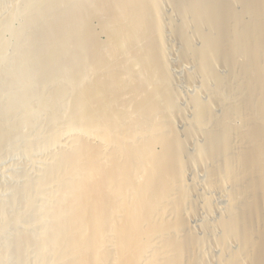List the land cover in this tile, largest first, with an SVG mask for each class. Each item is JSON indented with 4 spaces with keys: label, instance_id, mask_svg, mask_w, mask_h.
<instances>
[{
    "label": "bare ground",
    "instance_id": "1",
    "mask_svg": "<svg viewBox=\"0 0 264 264\" xmlns=\"http://www.w3.org/2000/svg\"><path fill=\"white\" fill-rule=\"evenodd\" d=\"M6 1L0 157L24 146L44 161L0 201V264H264V0H181L173 11L188 78L208 96L207 111L188 103L194 132L179 115L161 0ZM196 167L206 179L191 203L185 174ZM210 191L224 202L218 219ZM200 197L204 255L188 228Z\"/></svg>",
    "mask_w": 264,
    "mask_h": 264
},
{
    "label": "rangeland",
    "instance_id": "2",
    "mask_svg": "<svg viewBox=\"0 0 264 264\" xmlns=\"http://www.w3.org/2000/svg\"><path fill=\"white\" fill-rule=\"evenodd\" d=\"M7 1H6V3L9 5L11 3V0H7ZM178 3H181V0H179V1L178 0H161L162 11H163L164 17H165V26L167 27V28H165V31H166V33H165V35H166V48H167V54L165 53V59L168 63L169 69L171 71V77H172V80L174 82V84H172V85H173V88H175V90L177 92V98H178L177 100L179 103H181V105H179V106L182 109H180L181 113H179V115L181 114V116L183 118H185V120H183V121L186 123L189 131L194 132V130H196L195 123H194L195 122L194 114H193L194 112L192 111V108H190L191 105H189L188 103H190V104L198 103L200 107H202L205 111H207L208 110V105H207L208 103H207L206 97H208V96L202 90L203 88L200 85L199 79L196 78L192 81L189 80L188 77H190L192 74L195 73V71H194L195 64L188 56L184 55L185 49H184L182 39L179 38V37H181L179 35L180 33L177 31H174L175 32L174 33L173 30H171L170 25L173 24L172 23L173 18L174 19L179 18L178 20H175L176 30H179L178 28L180 27V24H179L180 16L177 13L173 12V11H177L179 13V10H183L182 7H180V9H179ZM175 14L177 17L175 16ZM19 19L20 18L15 20L16 23L13 22V27L21 25L20 24L21 19L20 20ZM210 20L215 21V20H217V17L212 16V17H210ZM17 21H19L20 23ZM170 21L172 24L170 23ZM215 25H216V28L219 30L218 37H217L219 45H217V50L219 52H221V54H222L223 51H225L226 48H228V45H226V47H224L225 45L223 43L225 41L222 40V36H221L222 32L220 31V27L218 24H215ZM92 26L95 29H100V27L98 26V24L96 22H93ZM10 34H11V32L6 31V33H4V36H5L4 39H7L8 41L10 40V42H13V39H14L13 34H12V36ZM99 40L102 43H105L106 42L105 35H103L102 33L99 34ZM196 40L197 39L195 37L194 42ZM196 42H198V40ZM197 45L198 44L194 45L195 46L194 47V57L198 63H202L203 62V55H201V52H200L201 47L197 46ZM11 49H13V46H11L8 49L7 55L11 51H13ZM4 55H5V53L3 52L2 48H1L0 49V56L3 57ZM217 63H218L217 68H219L218 71L223 74V72H225L224 71L225 65L223 63H221L220 61ZM222 67H224V68H222ZM239 70H241V69H239ZM222 74H220L219 76L222 79H224V81H225V76ZM192 82L194 84H196V82H197V85H194ZM194 89H195V91H194ZM184 104H187V105H184ZM217 105H218V103L214 102V108H215V112H216L215 116L219 118L220 114L218 112H221L222 108H221V106H219V105L217 106ZM176 122H177V133H179L177 137L180 140H184L185 135H184L183 130H186V129L183 128V124L181 123L182 120L180 118H178V119H176ZM216 123L221 124V120L216 119ZM200 137L201 136H198V138H200ZM188 142H190V143H188ZM188 142L186 143L187 149H186V146L183 149H185V151H186L185 154L187 155V159L192 161V160H194L193 155L196 153L193 150H196V149H194V147H193L194 145L191 141H188ZM199 142H201V141H199ZM201 144L202 143H199V145H198V147H200L199 149H202L204 146L203 144H202L203 146ZM23 149H24V146L16 148V149L12 148L13 151L7 152V154H4L3 156L0 157V201H7L13 195L14 185H22L25 183L27 175H25L24 173L27 170H30L29 171L30 175H32V174L34 175L36 173V170L39 167L40 163L44 161V153L42 150H37L32 156L29 157V156H27V155H29L28 152H25V149L24 150ZM14 150H16V151H14ZM33 166H35V167H33ZM32 167L34 168V172L32 170ZM192 169L193 168H190V169L188 168L185 175H186V188L188 191V200H189V202L194 203L193 200L195 197L193 198V192L195 190V187L197 186V184H199V185L203 184L204 183L203 181L206 179V176L203 175L204 171L202 168L196 167L195 170H192ZM31 171H32V173H31ZM210 193H211L214 205L212 207L213 214H212V212L209 213L208 215H211V216H208V217L213 218V216H214L216 219H218V216L220 215V211H221L220 209H222V207H224V202L221 200V197L219 196L217 191H210ZM213 193H215V194H213ZM212 194L215 196L217 195V196L214 197ZM5 199H7V200H5ZM202 203H203L202 197L198 198V201L195 204V207L193 209L194 213L192 215V218L188 222V224H190V225H188L190 235L196 240V249L200 255L205 254V252L207 250L208 238L211 237V235L208 236V234H207L208 232L206 233V229H204V226H205L204 224L206 222V215L204 213V207L202 206ZM201 207H203V208H201ZM10 233H11V237H12L13 233L10 231L9 236H10ZM212 251H216L215 247H213V246H212ZM214 258L216 259L217 255H215L213 257V259ZM208 262H209V264H215V263H213L212 260H208Z\"/></svg>",
    "mask_w": 264,
    "mask_h": 264
}]
</instances>
